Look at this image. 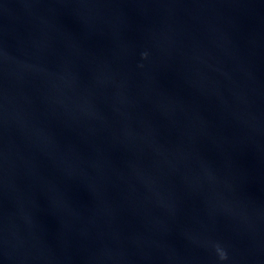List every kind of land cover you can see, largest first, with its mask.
<instances>
[{"label": "water", "instance_id": "1", "mask_svg": "<svg viewBox=\"0 0 264 264\" xmlns=\"http://www.w3.org/2000/svg\"><path fill=\"white\" fill-rule=\"evenodd\" d=\"M0 264H264V0H0Z\"/></svg>", "mask_w": 264, "mask_h": 264}, {"label": "clouds", "instance_id": "2", "mask_svg": "<svg viewBox=\"0 0 264 264\" xmlns=\"http://www.w3.org/2000/svg\"><path fill=\"white\" fill-rule=\"evenodd\" d=\"M223 258V257H222Z\"/></svg>", "mask_w": 264, "mask_h": 264}]
</instances>
